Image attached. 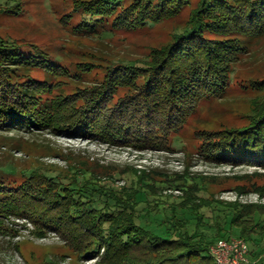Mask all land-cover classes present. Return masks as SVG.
Instances as JSON below:
<instances>
[{
	"label": "trees",
	"instance_id": "trees-1",
	"mask_svg": "<svg viewBox=\"0 0 264 264\" xmlns=\"http://www.w3.org/2000/svg\"><path fill=\"white\" fill-rule=\"evenodd\" d=\"M191 3L192 0H78L73 10L82 17L77 33L96 37L163 23L176 18ZM189 19L171 42L153 48L146 59L137 64L119 61L106 67L98 86L85 92L89 95L83 106L71 100V110L65 114L67 125L76 132L96 134L117 144L148 147L164 130L178 133L201 100L223 97L241 57L255 40L264 37V0H198ZM57 61L36 45L0 38V129L14 130L25 124L40 129L62 127L54 122V113L71 97L62 96L48 105L46 100L50 98L42 95L51 93L56 75H72ZM42 71V79L32 76ZM119 91L126 95L114 103ZM214 134L212 140L205 135L199 150L210 163L264 167V102L255 101L247 125ZM75 169L82 170L71 168L64 174L71 176L67 178L32 169L28 172L31 183L13 192L1 187L0 181V213H13L12 209H19L24 202L31 206L36 203L34 222L56 230L75 255L96 260L93 264H216L210 248L217 240L251 239L253 233L263 229L254 216L257 212L264 214V204L219 199L233 216L230 221L216 222L217 229L210 227L213 238L197 231L190 233L185 221L177 222V234L160 237L137 221L136 185L129 193L118 194L94 175L76 180L71 173ZM60 172L56 171L63 175ZM142 174L139 181H152L145 178L150 175ZM165 178L163 190L176 188L185 193L179 204L182 208L197 213L215 202L197 199L193 195L197 186L188 185L187 178ZM254 192L263 196L264 187ZM239 193L249 191L242 188ZM203 218L198 215L197 227ZM227 221L230 231L224 229ZM41 233L37 235L41 237Z\"/></svg>",
	"mask_w": 264,
	"mask_h": 264
},
{
	"label": "rangeland",
	"instance_id": "rangeland-1",
	"mask_svg": "<svg viewBox=\"0 0 264 264\" xmlns=\"http://www.w3.org/2000/svg\"><path fill=\"white\" fill-rule=\"evenodd\" d=\"M76 1L0 0V38L36 45L72 74L70 78L56 75L51 93L42 94L44 98L51 99L46 100L48 105L62 96L71 97L54 113V122L61 123L62 127L40 129L25 124L16 126L14 130L8 127L0 129L1 187H9L13 192L30 184L28 172L32 169L43 170L53 177L67 178L71 176L64 174L74 167L83 170L71 172L76 180H85L91 174L102 179V184L110 186L118 194L129 193L136 185L139 191L137 221L160 237L177 234V222L185 221L190 233L197 231L199 235L213 238L212 228L217 229L216 222L221 219L230 221L233 216L231 210L219 203L220 200L264 204V195L254 192L257 187H264V167L246 163L237 167L218 165L210 163L199 153L206 134L212 140L216 132L247 125L255 101L264 102V37L255 40L249 52L241 57L224 96L201 100L178 133L164 130L148 147H140L136 143L117 144L96 134L90 136L76 132L75 128L67 125L65 114L71 110V100L77 106H83L89 95L85 92L98 86L105 68L113 63L130 61L137 64L146 59L153 48L166 46L188 25L191 10L198 0H192L191 7L163 23L96 37L77 33L82 17L73 10ZM44 75L43 71L32 74L36 79H42ZM125 93L119 91L114 103ZM11 171L15 173L11 174ZM56 171L64 173L59 175ZM142 173L150 175L145 178L152 181L143 178L139 181L138 176H144ZM165 177L187 178L188 185L197 186L193 190L197 199L215 202L211 208H201L197 213L182 208L179 204L185 193L176 188L163 190ZM242 188L249 193L241 195L239 189ZM18 208L12 209L13 213H0V264L96 262L79 258L56 230L36 224V203L31 206L24 202ZM198 213L204 216L199 227ZM254 219L264 229V214L257 212ZM228 221L224 226L226 231L231 229ZM263 229L259 228L251 239H246L251 264H264ZM233 230L236 231L235 228ZM37 232H43L42 236ZM235 233L240 235L238 231Z\"/></svg>",
	"mask_w": 264,
	"mask_h": 264
},
{
	"label": "built area",
	"instance_id": "built-area-1",
	"mask_svg": "<svg viewBox=\"0 0 264 264\" xmlns=\"http://www.w3.org/2000/svg\"><path fill=\"white\" fill-rule=\"evenodd\" d=\"M210 255L216 264H251L248 246L243 239L217 240L210 248Z\"/></svg>",
	"mask_w": 264,
	"mask_h": 264
}]
</instances>
